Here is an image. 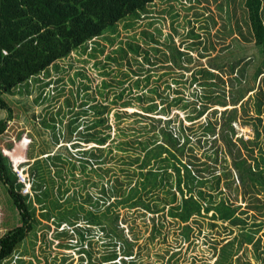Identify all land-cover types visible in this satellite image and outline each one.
<instances>
[{
    "label": "trees",
    "instance_id": "16d2710c",
    "mask_svg": "<svg viewBox=\"0 0 264 264\" xmlns=\"http://www.w3.org/2000/svg\"><path fill=\"white\" fill-rule=\"evenodd\" d=\"M155 1L0 0V109L11 118V95L17 89L29 91L32 80L42 81L41 74L50 75L54 66L58 70L59 62L73 52H87L92 41L96 46L91 47V56L104 52L105 45L97 39L118 32L121 22L134 28ZM244 11L247 32L240 34L254 42L258 56L226 63L216 55L186 77L196 59L193 50L207 46L193 29L190 35L198 39L186 47L177 45L171 33L164 55L180 71L171 68L165 72L171 75L165 87L138 95L149 101L142 108L150 114L147 130L140 134L111 139L109 104L97 102L78 111L72 123L81 113L95 114L81 131L79 145H74L79 150L75 155L57 152L35 159L28 170V191L0 147V183L19 217V223L0 235V264L12 260L25 264L20 247L29 253L31 245L45 240L50 230L53 237L48 243L61 240L57 245L62 257L59 251L53 258L46 255L44 264L73 261V253L79 264H140V251L158 235H167L163 229L168 222L179 229L181 243L194 244L204 236L217 254L214 264H264V215L260 214L264 213L260 196L264 191V91L250 83L251 69L255 80L264 78V0H244ZM149 35L159 42L153 33ZM106 39L116 40L110 35ZM125 43L120 45V59L129 52L144 53L151 62L149 51L135 36ZM108 58L119 62L111 54ZM142 80L138 77L136 85ZM50 84L46 81L43 86ZM174 110L184 111V116L172 115ZM204 115L205 120H199ZM115 116L119 119L121 113ZM239 119L252 128V137L237 136ZM79 126L80 122L72 131ZM6 127V119H1L0 134ZM82 142L95 145L83 148ZM209 143L212 149L200 151ZM239 193L245 205L238 203ZM139 219L144 220L145 230L150 229L143 243L136 233ZM120 256L122 261H117ZM179 258L180 252L174 251L165 264H177Z\"/></svg>",
    "mask_w": 264,
    "mask_h": 264
},
{
    "label": "rangeland",
    "instance_id": "374dc122",
    "mask_svg": "<svg viewBox=\"0 0 264 264\" xmlns=\"http://www.w3.org/2000/svg\"><path fill=\"white\" fill-rule=\"evenodd\" d=\"M221 4L224 5L223 10L219 8ZM150 10L148 15L137 20L138 24L134 28H126L124 22L120 21L118 32L99 37L97 41L105 45L104 52L96 51V56H91V47L96 46V41H92L87 52H83V50L73 52L71 56L59 62L58 70L54 66L51 68L50 75L41 74L42 81L32 80L29 91L24 88L17 89L16 93L11 95L14 102L12 105L13 116L10 118L4 109H0V120L6 119L7 121L5 131L0 134V147L3 153L9 156L14 169L23 170L25 174L29 175L30 165L39 157L46 158L49 154L57 152L75 155L79 147L76 148L74 145H79L76 143L82 136L81 131L85 129L88 121L95 114L93 111H90V114L81 113L76 123H72V121L77 117L78 111L87 109L97 102L109 104L111 108L109 114L112 123L111 139L115 136L125 139L129 138L131 134L138 135L143 130H147L144 126L150 121L146 118L150 114L143 110L142 105L148 104L149 101L139 99L138 95L144 92L150 93V89L155 86H159L161 89L165 87V81L171 80V75L165 72L171 71V68H174L175 72L179 73L180 71L168 62L164 55L169 51L167 44L170 42L169 39L171 40V33H173L177 45L186 47L198 39L194 35H190L193 29L200 34L201 40L207 46L205 49L201 44L193 50L192 53L196 59L189 64L191 69L186 71V77L190 76L197 67L207 66L212 58L217 57L216 55L223 58L226 63L238 58H249L254 54L258 56L254 42L244 40L240 34V31L247 32L244 20V0H200L198 4L191 3L189 0H156ZM238 23L241 25L240 29L237 28ZM158 29H161V33ZM150 33H153L154 38L159 42L152 40L149 37ZM106 35L115 37L114 43L106 39ZM134 36L149 51L151 62L145 60L144 53L129 52L127 58L120 59V45L126 44L125 41ZM108 54L114 58L118 57L119 62L109 59ZM256 60L259 63L262 62L260 58ZM227 69L228 64L225 66V70ZM254 71L255 69L250 70V83L256 87L261 86L264 91V78L261 79L260 76L255 80ZM127 73L129 76L126 75ZM148 75H151L150 81L146 80ZM228 75L224 73L225 78ZM138 77L143 79L140 86L136 85ZM46 81H51V84L43 86ZM120 81H124V83ZM187 85H189L188 81ZM172 87H176L175 84H172ZM194 87L195 85L190 89L186 88L187 93ZM121 92H123V97L119 98L118 95ZM127 101L130 103L124 106ZM156 101L160 102V98L157 97ZM83 102L86 104L81 105ZM116 112L121 113L119 119L115 116ZM175 112H180L184 116V111L174 110L172 115ZM162 117L166 118V116ZM199 120L204 121L205 115ZM79 122L81 126L76 131H72V128ZM235 125L237 136L243 135L245 138L253 136L252 128L243 125L241 119ZM56 136L58 140H56ZM81 145L84 146L83 148H88L95 144L82 142ZM205 149H212L211 144L209 143L206 148H202L200 151ZM7 153H16L19 155V160L23 161H18L19 164L15 165L14 159ZM260 196L264 200L263 190L260 192ZM237 201L245 205L240 193ZM14 208L4 185L0 183V235L19 223L17 210ZM262 212L263 210L260 214L264 215ZM142 221L144 220L139 219L135 224L137 235H141L139 242L143 243L150 234V229L145 230L146 225ZM125 227L128 231L127 225ZM163 231L167 235H158L154 242L150 241L146 248H142L140 264H165L174 251L180 252L177 264L215 263L217 254L208 242L205 243L204 236L198 238L196 243L189 245L188 242L181 243L178 235L179 229L174 223L168 222ZM129 236L132 237V234L129 233ZM52 237L53 231L50 230L45 240L42 238L43 241L37 242L34 246L31 245L29 253H25L24 246L20 247L26 259L25 264H30V262L44 264L46 255L53 258L57 251H59V257H62L63 250H60L57 245L61 240L56 239L55 243L49 245L47 239ZM168 249L170 252L167 253ZM65 251L71 252V249ZM73 255L74 260L68 259L64 264H70V262L79 264L78 255L74 253ZM249 255L251 254L249 253ZM122 257L120 256L117 261H122ZM59 262L60 259L56 263L52 260L51 264ZM7 264H16V262L12 260Z\"/></svg>",
    "mask_w": 264,
    "mask_h": 264
},
{
    "label": "built area",
    "instance_id": "2783aa9c",
    "mask_svg": "<svg viewBox=\"0 0 264 264\" xmlns=\"http://www.w3.org/2000/svg\"><path fill=\"white\" fill-rule=\"evenodd\" d=\"M17 172L19 174L20 180H22L23 182L26 183V189H25V191H28L29 190V187H30V183H28V181H29L28 174H25L23 172V170L22 171H19L18 169H17Z\"/></svg>",
    "mask_w": 264,
    "mask_h": 264
},
{
    "label": "bare ground",
    "instance_id": "6f19581e",
    "mask_svg": "<svg viewBox=\"0 0 264 264\" xmlns=\"http://www.w3.org/2000/svg\"><path fill=\"white\" fill-rule=\"evenodd\" d=\"M9 152V151H8ZM12 152V151H11ZM7 154H10L11 155V157L14 159V164L15 165H18L19 163H18V161H23L22 159H20L19 160V155L18 154H16V153H7ZM16 170V169H15ZM17 171V170H16ZM18 173V172H17ZM19 175V174H18ZM28 177H29V175H28ZM28 183H30L29 181H28Z\"/></svg>",
    "mask_w": 264,
    "mask_h": 264
}]
</instances>
